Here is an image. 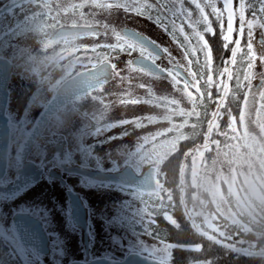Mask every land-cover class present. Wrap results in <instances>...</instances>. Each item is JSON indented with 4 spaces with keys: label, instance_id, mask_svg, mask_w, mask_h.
Instances as JSON below:
<instances>
[{
    "label": "flooded vegetation",
    "instance_id": "obj_1",
    "mask_svg": "<svg viewBox=\"0 0 264 264\" xmlns=\"http://www.w3.org/2000/svg\"><path fill=\"white\" fill-rule=\"evenodd\" d=\"M16 1L0 0V10ZM116 1L109 2L113 10H135L131 0ZM104 3L105 0H23L0 14V43L29 41L34 58L33 70H17L14 59L0 53L11 63L7 83L9 156L0 177V264H87L102 259L127 262L134 254L152 257L163 264L147 245L136 247L122 236L135 231L137 207L147 211V192L125 183L97 179L92 174H114L130 168L140 176L147 169L145 158L136 165L135 151L123 162L118 161L119 155H112L105 162L104 152L118 140L120 127L125 128L129 119H117L104 110L113 104V96L119 95L117 90L106 87L117 74H124L120 70H133L145 89L144 95L124 94L120 101L114 100L115 104L147 103V75L171 78L179 90L192 94L197 101L208 97L211 102L212 92L206 94V84H202L192 62L185 69L177 54L168 51L166 43L128 21L108 38L105 33L109 30L104 29L101 15ZM125 28L145 35L151 44L135 40L124 32ZM163 32L183 48L171 30ZM122 56L130 57L127 67L118 62ZM138 58L151 61V65L164 72L139 65L135 62ZM26 86L32 91L30 114L26 108L18 110L16 104L20 99L17 91ZM43 91L47 93L43 95ZM57 95H63L65 100L31 137L41 115ZM239 125L243 144L248 134L258 138V164L264 169V143L259 133L250 130L246 120L241 119ZM221 137L224 142L229 141L228 135ZM140 150L147 153V143ZM243 156H250L249 152ZM107 195L111 198L106 204L94 203V198L103 200ZM190 218L200 234L216 238L215 227L209 221ZM260 249H264V243Z\"/></svg>",
    "mask_w": 264,
    "mask_h": 264
},
{
    "label": "rangeland",
    "instance_id": "obj_2",
    "mask_svg": "<svg viewBox=\"0 0 264 264\" xmlns=\"http://www.w3.org/2000/svg\"><path fill=\"white\" fill-rule=\"evenodd\" d=\"M198 2L201 5L208 3L213 8L218 9L222 15L225 14L226 17L228 15L230 16L227 19L224 18L226 22H221L222 27L220 28L221 32L224 30L222 33L224 38L221 37L218 40L221 44L220 48H218V57L223 58V61L220 64V68L216 69L218 73L217 75L215 74L212 66L210 82L207 84L202 82L206 84L204 85L206 92L208 93L209 90L212 92V104L208 117L210 119L208 123L206 122L201 137L198 140L188 141L186 136L189 133L182 132L185 129L192 128L193 124L189 119L198 116L199 109H194L196 107L195 99L197 98L185 90H179L171 78L147 75V103L135 102L129 103V105L119 102L115 104L117 102L116 100L120 101V98L124 94L128 96L136 94L142 96L145 93V89L140 86L135 75L132 74L133 70H120L124 74H117L109 86L106 87L111 90H117L119 95L116 93L113 96V104L111 103L112 105L104 107V110L109 113H104L115 115L117 119L127 117L129 119L125 128L120 127V131L118 132L120 137L110 144V148H108L107 153L104 152L106 155H103V158L105 162H108L112 155H119L118 161L123 162L127 159V156H132V153L135 151L136 153L133 156H135L136 165H139L140 159L144 160L145 158L147 167H155L157 178L159 163L170 151H177L181 147L184 156L181 163V170L184 171L183 176L185 182L184 192L181 198L184 199L188 209V212L185 210V213L192 218L209 221L213 225V215L208 212L204 213L203 203L201 204L200 202L196 206L191 204V208L190 204L187 205V201L190 202L191 200L193 202L195 198L199 197L200 192L205 191V189H207L206 191L210 190L213 194L217 192V196L223 195L222 184L217 179V174L213 169L215 161L225 164L222 167V174L229 191L235 192L234 194H238L240 190L243 191L248 201L247 203H243L247 212L250 211V207H254L255 205L253 199H249L250 197L258 201L260 200L258 204L262 202L264 205V169H261V166L258 164L261 152L258 151V144L255 142L259 140L258 138H254L252 134H248L246 141L244 138V144H247L249 148L245 147L242 143L244 136L239 125L241 119L243 121L246 120L248 126L251 128L250 130H253L257 134L259 133V139L264 143V29L255 17L248 16L245 0H211V2L209 0H198ZM127 11L131 12L130 10ZM127 11L126 9L113 10V7L102 11L101 15L104 18V29L109 30L105 33L108 38L111 37V34L115 35L117 30L119 31L122 25L128 21L130 25H133L146 34L148 33L160 42L166 43L168 51L177 54L176 57L179 60V64L185 69L190 68L191 60L188 57L186 48H179L177 43H174L172 36H164L165 34L161 30L160 25L155 22V12H153V19H151L138 15L135 10L131 13ZM195 35V40L197 42L199 41L200 45L203 43L202 45L208 49L209 44H207L208 42L205 41L203 36L198 33ZM24 41L21 39L3 41L0 43V53L9 58L12 57L15 61V66L17 65V70L19 68L20 70H33L34 58L32 57L31 51L32 43ZM193 44L190 43L188 46L193 49L194 55L196 56V49ZM245 47L250 49L252 64L244 76V93L242 92L241 95V99H244L243 104L241 106L240 103L239 108L234 110L227 103L231 93L232 69L236 57L240 51L242 52V48ZM211 50L210 53L213 52ZM215 57L216 55L214 58L212 56L213 60H215ZM129 59L130 57L122 56L119 57L118 62L120 66L127 67L129 65L127 63ZM125 71L131 73L125 74ZM23 88L17 91L20 95V99L16 103L17 108L18 110L19 108H26V113L30 114L33 104H30L29 101L32 99L29 97L32 95V91L28 86ZM12 89L14 91L16 88L13 86ZM45 93L47 92L43 91V95ZM27 100L29 106L26 104ZM34 102L38 103V101ZM212 111L215 114H212ZM136 120H139V124L136 123ZM120 125L122 123L117 126ZM226 135L229 136L230 143H227L228 140L224 142L221 137ZM220 140L223 141V145H218L221 143ZM144 143H147V153L144 150H140V147ZM175 147L176 150H172ZM246 152H249L250 156H243ZM99 153L100 155L102 154V152ZM211 156L213 158L210 160ZM227 156L230 159L228 162L226 161ZM234 164L235 166L237 165V169H234ZM216 171L218 172V170ZM240 176L241 181H239ZM182 187L183 185L181 183L180 191ZM185 196H189V198L187 197L189 200ZM136 197L137 200H140L138 194ZM110 198L111 196L107 195L103 196V200L100 198H94L93 200L94 203L104 205ZM191 212L192 214L194 213V216ZM136 213L137 221L135 223V231L133 233L124 232L122 236L125 237L123 238H129L127 240L130 243L134 242L136 247L147 245V249L154 252L163 264H174L172 262L170 246L151 238L147 234V230H140L142 225L145 227V223L147 224L151 214L148 211L145 212V209L141 206L137 207ZM166 217L169 220H174L168 214H166ZM232 220L236 221L235 219ZM120 232H123L121 228ZM204 237L208 238L205 235ZM190 264L208 263L197 262Z\"/></svg>",
    "mask_w": 264,
    "mask_h": 264
},
{
    "label": "trees",
    "instance_id": "obj_3",
    "mask_svg": "<svg viewBox=\"0 0 264 264\" xmlns=\"http://www.w3.org/2000/svg\"><path fill=\"white\" fill-rule=\"evenodd\" d=\"M109 2L114 3L117 1L105 0V9L111 8ZM245 6L247 7L246 12L248 16L255 17L264 29V0H245ZM185 7L192 12L191 21L195 22L194 26L185 21L183 33L179 31L174 34L171 31V33L181 40L193 67L202 78L203 83L207 84L210 82L212 66L217 75L216 69L220 68V64L223 61V58L218 57V48L221 46L218 40L221 37L224 38L222 34L224 30L221 32L220 27H222L221 22H226L224 18L227 19V17L208 3L202 5L200 8H196L190 0H185ZM177 23H181L179 18H177ZM169 27L171 30L170 23ZM196 33L201 34L205 41L208 42V49L202 45L203 43L200 45V42L195 40L194 35ZM190 43H194L193 46L196 49L197 57L194 55L193 49L189 48L188 44ZM210 50L213 52L210 53ZM250 54L251 52L248 47L242 48V52L240 51L234 62L231 76V93L227 100V103L234 110L239 108L242 92L244 93V76L252 64ZM211 55L213 58L216 55L215 60H213ZM216 87L218 88V86ZM195 101V106L199 108L200 112L195 118L189 119L194 124V127L182 131L183 133H189L186 136L188 141L198 140L201 137L212 104L208 101V97L200 98L198 101L196 99ZM220 142L218 145H223V141L220 140ZM172 150H176V147ZM182 151L181 147L177 151H170L159 163L157 168L158 188L154 192H147V211L151 214L150 219L147 222V228L145 229L142 225L140 230H147V234L151 238L169 245L174 264L197 262H206L208 264H264V256L242 254L204 237V235L194 228L189 219L190 216H187L185 213L180 193L181 163L184 157ZM212 158L213 156H211L210 160ZM228 160L230 161L227 156L226 161L228 162ZM216 162L212 163L213 169L217 174V179L222 184L223 195L217 196V192L213 194L210 190L206 191L207 189H205V191L200 192L199 197L195 198L193 202L191 200L190 202L187 201V205L190 204L192 208V205L196 206L200 202L201 204L203 203L204 213L208 212L213 215V225L215 226L213 234L216 238H221L225 242L236 246L258 250L264 243V205L262 202L258 204L260 200L258 201L250 197L249 199H253L255 205L254 207H250V211L247 212L243 203H247L248 201L243 191L240 190L238 194L229 191L222 174V167L225 164ZM234 169H237V165ZM239 181H241V176ZM187 197L189 198V196ZM187 197L185 196V198ZM166 214L173 217L174 220H169ZM192 215L194 216V213ZM196 220L202 221L199 218Z\"/></svg>",
    "mask_w": 264,
    "mask_h": 264
},
{
    "label": "water",
    "instance_id": "obj_4",
    "mask_svg": "<svg viewBox=\"0 0 264 264\" xmlns=\"http://www.w3.org/2000/svg\"><path fill=\"white\" fill-rule=\"evenodd\" d=\"M21 1L23 0H18L12 3L11 5L2 8L0 10V14L4 12L5 10L9 9L10 7L16 5L17 3H20ZM124 32L127 35H130L135 40L143 44H151V42L147 39L145 35L135 31L134 29L125 28ZM135 62L143 67L152 69V71L154 72H164L163 70H161L159 67H157L153 63L151 65L150 64L151 61L147 62L146 60L144 61V59L138 58L135 60ZM10 67H11L10 61L0 57V177L6 168L8 156H9L10 126L8 123L9 118L7 115V103H8L7 83H8L9 75H10ZM64 100L65 98L63 95H57L53 98V100L48 104L45 111L41 115V118L37 126L33 130V135H31V137L32 136L34 137L37 134L39 124L43 125V123L47 121L49 115L53 111H55V109H57L59 105L63 103ZM92 174H94L95 178L97 179H106L109 181L125 183L138 190L145 191V192H152L157 187L156 170L154 166H148L147 169L140 176L136 175L135 172L132 171L130 168L124 169L121 172L114 173V174L101 173V172L92 173ZM183 175H184V171L181 170V183L183 185L181 189V196H183L184 186H185ZM182 201H183L185 210L188 212L186 203L183 198H182ZM190 220L193 224L195 223L193 219L190 218ZM204 235L212 239L214 242L220 245H223L225 247L232 248L235 251H238L242 254L253 255V256L264 255V249L256 250V249H251L247 247L236 246L228 242L216 239L208 233H204ZM87 264H159V263L156 259L152 257L144 256L141 254H134L127 260V262H117L113 260L102 259V260H97V261L87 263Z\"/></svg>",
    "mask_w": 264,
    "mask_h": 264
},
{
    "label": "snow or ice",
    "instance_id": "obj_5",
    "mask_svg": "<svg viewBox=\"0 0 264 264\" xmlns=\"http://www.w3.org/2000/svg\"><path fill=\"white\" fill-rule=\"evenodd\" d=\"M190 2L196 8L202 7L198 0H190ZM131 3L136 5L135 11L140 16L153 19V12H155V22L165 32L169 31V23L173 34L177 31L184 32L185 21H188L191 26L195 24L191 21L192 12L185 7V0H159V3L157 0H131ZM177 18L181 20V23H177Z\"/></svg>",
    "mask_w": 264,
    "mask_h": 264
}]
</instances>
